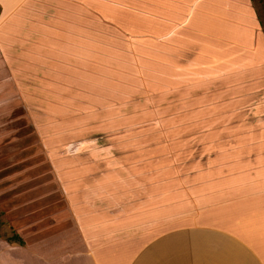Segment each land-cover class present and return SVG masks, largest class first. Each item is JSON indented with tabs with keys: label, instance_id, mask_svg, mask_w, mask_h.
<instances>
[{
	"label": "crops",
	"instance_id": "obj_1",
	"mask_svg": "<svg viewBox=\"0 0 264 264\" xmlns=\"http://www.w3.org/2000/svg\"><path fill=\"white\" fill-rule=\"evenodd\" d=\"M138 52L177 93H216L222 175L192 205L166 196L152 209L111 159L49 158L61 204L32 206L29 220L23 211L0 264H264V36L251 0H0L5 96L24 101L30 73L31 98L48 100L54 84L86 81L87 54L131 64Z\"/></svg>",
	"mask_w": 264,
	"mask_h": 264
},
{
	"label": "rangeland",
	"instance_id": "obj_2",
	"mask_svg": "<svg viewBox=\"0 0 264 264\" xmlns=\"http://www.w3.org/2000/svg\"><path fill=\"white\" fill-rule=\"evenodd\" d=\"M251 3L264 36V0ZM135 42L142 44L143 38ZM127 56L87 54L92 77L54 84L48 100L31 98L39 86L30 73L20 87L24 101L0 93V241H19L14 226L23 211L29 220L32 206L44 205L46 211L47 205L61 204L49 158L56 167L63 156L111 159L110 169L136 178L142 191L137 202L146 201L152 209L166 196L192 205L194 195L218 181L224 134L212 131L222 123L214 116L221 110L210 109L216 93L183 88L179 94L174 85L160 84L148 54L135 53L131 64ZM99 61L106 63L95 71ZM214 102L216 108L223 106Z\"/></svg>",
	"mask_w": 264,
	"mask_h": 264
}]
</instances>
